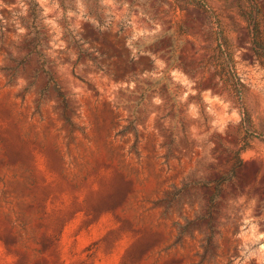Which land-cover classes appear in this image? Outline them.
Listing matches in <instances>:
<instances>
[{
  "label": "rangeland",
  "instance_id": "1",
  "mask_svg": "<svg viewBox=\"0 0 264 264\" xmlns=\"http://www.w3.org/2000/svg\"><path fill=\"white\" fill-rule=\"evenodd\" d=\"M0 264H264V0H0Z\"/></svg>",
  "mask_w": 264,
  "mask_h": 264
}]
</instances>
